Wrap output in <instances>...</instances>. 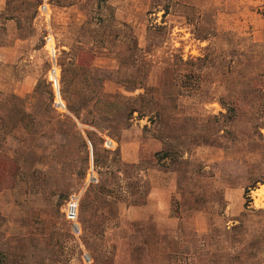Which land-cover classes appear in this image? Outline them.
Returning <instances> with one entry per match:
<instances>
[{
    "label": "rangeland",
    "instance_id": "obj_1",
    "mask_svg": "<svg viewBox=\"0 0 264 264\" xmlns=\"http://www.w3.org/2000/svg\"><path fill=\"white\" fill-rule=\"evenodd\" d=\"M262 191L264 0H0V264H264Z\"/></svg>",
    "mask_w": 264,
    "mask_h": 264
},
{
    "label": "built area",
    "instance_id": "obj_2",
    "mask_svg": "<svg viewBox=\"0 0 264 264\" xmlns=\"http://www.w3.org/2000/svg\"><path fill=\"white\" fill-rule=\"evenodd\" d=\"M42 7H43V9H46L49 11L47 5L44 4ZM42 12L46 13L43 10H42ZM80 199H81L80 193H72L71 196L69 197V201H68L67 206H66V217H67V219H69L75 223L78 219ZM77 225L78 224H75V228H77Z\"/></svg>",
    "mask_w": 264,
    "mask_h": 264
},
{
    "label": "bare ground",
    "instance_id": "obj_3",
    "mask_svg": "<svg viewBox=\"0 0 264 264\" xmlns=\"http://www.w3.org/2000/svg\"><path fill=\"white\" fill-rule=\"evenodd\" d=\"M260 191V190H259ZM257 204L258 205H261V204H264V191H262V193H260V192H257Z\"/></svg>",
    "mask_w": 264,
    "mask_h": 264
}]
</instances>
